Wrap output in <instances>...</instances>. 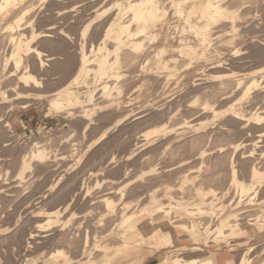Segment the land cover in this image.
I'll return each mask as SVG.
<instances>
[{
    "label": "bare ground",
    "instance_id": "bare-ground-1",
    "mask_svg": "<svg viewBox=\"0 0 264 264\" xmlns=\"http://www.w3.org/2000/svg\"><path fill=\"white\" fill-rule=\"evenodd\" d=\"M258 2H260V0H0V109H2V111H4L3 108L6 110V108H8V105L10 104L9 103L8 105H5L6 102H10V100L18 99L21 97L29 96L31 93H34L32 91L33 87L41 86V84H40L41 80L39 79L40 80L39 81L38 78L36 79V77H34L35 75L32 73L34 70L49 71L50 69L48 70L47 69L48 67L45 69V67H46L45 65L48 62H49V64L52 63L53 65H56L54 67L58 68V66L63 67V65H66V64L71 65V63L74 61V62H76L75 63L76 67H74L75 70L72 72L73 73L71 75L72 77L70 79L68 78L69 80L60 89H58L56 91L55 95H53L49 99V104H50V107L52 108L51 114L57 113V112L59 113L61 110H63L62 112H64V116L67 115L69 117L71 116V118L72 117H75V118L78 117L79 119H82L83 120V127H82L83 131H81L82 134H83V132H86V130L90 126V124L93 123L92 119L95 118V117H93V115L95 116V113L98 112L97 110H99L100 112L102 110H105L101 107L96 106V105H99V102L97 103L96 99L94 98L95 97V90L94 89H89L87 87L88 89L85 88L86 90L84 91V94L80 95L77 87L75 88L72 86V84L76 83L79 78H81V79L84 78L86 80V78H87L86 75L90 74L89 71L91 69H93V67H91V69H90V66H91V64H92V66L94 64V70L92 71L94 73H92V74H97V75L101 74L102 75L103 73H106V74H109L108 79H109V76H111V78L113 80L110 85L105 84L103 86V88L100 91L101 94L99 95V97H101L102 95L112 93V91H110V89L115 88L118 95L115 96L114 98H112L110 106L107 108L113 109V110H119V109H121L122 106L125 107L124 112L121 114V116H118L119 117L118 119L116 118L113 125L117 126V124H119V123L121 124V122H123V120L127 119V118H131L133 121L137 120V121L143 122V124L146 123V126L148 125V123L151 124V126L149 125L150 129L145 130L143 132H142V130H144V126L139 124L140 126H143V129L140 130L141 134H139L140 136L137 135V138L143 136V138H142V140H143L145 138H148L146 136H148L149 133L153 132L154 134L156 133L155 136L157 139L160 138V137L158 138L157 136H161V138L165 139V140L162 139L164 141V143L162 140L160 141V142H162L161 143L162 145L165 143H166L165 145H167V143H170V142H172V140H174L173 136L175 137L176 134L178 135L179 132L175 131V132H177L176 134L172 133V132L174 130H178L180 128V126H181L180 123L182 124V122H183V123H185L184 125L189 124V121L192 119V118L188 119L189 116L190 117H196L193 115H196V114L200 115L202 113H206L205 115L208 114L209 115L208 117L212 118V122L215 120H219L217 122H220V123H219V125L215 124L216 126H221L224 128L226 126H231L230 124H232V126H235L237 124L241 131L238 128H235L237 125L234 128L239 130L240 132H242L243 135L247 130L246 127L249 128V126H251V127L253 126L255 128L257 127L256 128L257 134H258L257 138L258 137H260V138L264 137V34L258 35L256 33L257 34L256 35L254 32H252V29H254V27H256V28H259V26H262L261 28L264 27V18L261 17L260 19H257L255 17V19L253 20L254 17L252 15L253 21L251 22L248 20L250 17H248V19L246 17L250 14L249 12H251V10L253 8H254V11L257 8H260L258 6L259 5ZM262 3H264V2L262 1ZM247 13H249V14L247 15ZM263 14H264V12H263ZM248 22H250V23H248ZM249 26H250V28H248ZM251 26H253V28ZM255 29H254V31H255ZM258 30H260V29H258ZM71 31H73L74 35L76 33V35L73 36ZM96 33H98V35ZM252 33L254 35H252ZM37 43H43L44 45L50 46L52 48L56 46L59 49L62 48L63 43L64 44H66V43L71 44L72 43L74 45H77L76 46L77 49L74 50L75 52H72L73 50L70 51L71 53L70 52L69 53L71 55L69 54L67 56H65V53L63 55L62 53L59 52L60 54H62V56H61L62 58L66 57V58L62 59L59 56L60 54L58 55V53L56 51L53 52L52 48H51L52 51H49V53L45 52V54H43L44 52L42 53V50L38 49ZM66 48H70V46L66 47ZM54 49H56V48H54ZM59 49H58V51H59ZM63 49L64 48H62L60 50H62V52H63ZM66 50H68V49H66ZM66 50L64 52H66ZM66 54H68V52H66ZM59 58H61V59L59 60ZM45 61H48V62H45ZM50 61H52V62H50ZM52 64H50V65L52 66ZM51 66H49V67H51ZM207 70L208 71L213 70L214 73L215 72L216 73L211 74L213 71H210L209 73H207ZM85 80H83V81H85ZM121 80H124V81H122V83H121ZM78 83H80V82H78ZM84 83L86 84V82H84ZM123 83H124V85H123ZM76 84L74 86L79 85V84L78 85H76ZM123 91H124L125 97H123V99H121V97H119V96L121 95V92H123ZM40 98H42V97H40ZM187 98H189V99H187ZM186 101L187 102L191 101V102H190V104L186 103V106H184V103ZM84 102H86V103H84ZM79 105H81L82 108L80 110H74ZM140 106H143L142 111H137V108H139ZM182 106L186 107V108H184V112H180ZM185 112H187V113H185ZM2 114L0 113V115H2ZM177 114L179 116L184 117V119L182 117H180V119L182 118L183 120L179 124H177V122H179V121H177V119H175ZM102 116H104V114H102ZM2 117H3V115H2ZM205 117H207V116H205ZM177 118H178V120H180L179 117H177ZM166 119H168V120L171 119V122H169L170 125H172L175 121H177L176 126L178 125L177 127H179V128L177 129V127H175L176 129H174L171 126L165 125V122L163 120L166 121ZM173 119H175V121ZM133 121L130 120V123L132 124ZM126 122H125V124H126ZM192 122H193V120H192ZM198 122H200V121L198 120ZM152 123L153 124L158 123L159 125H157V124L152 125ZM195 123H197V122H195ZM208 123L209 122H207V123L201 122L199 125H195V124L189 125L190 127L193 128V131H195V133L199 132L193 138L189 137V138H191L189 141V146L192 147V150L194 147L198 148L197 151L193 154V157H195L194 155H197V157L202 158L203 156H206L208 153V149H206L204 146H205V143L209 141L210 133H213V132H211L212 129L209 130L210 133L208 132V130H207L208 128L206 127ZM131 124H129V122H128V126L129 125L131 126ZM133 124H135V121L133 122ZM6 125L8 126V124H6ZM123 125H124V123H123ZM123 125H121V126H123ZM173 125L175 126V123ZM182 126H183V124H182ZM189 126H188V128H189ZM204 126L207 129L205 128L206 131L202 132L205 130V129H201ZM232 126L230 127V129L233 128ZM4 127H5V125H4ZM210 127H211V125L209 126V128ZM215 128L213 127V129H215ZM217 128H219V127H217ZM252 128H250V129H252ZM113 129H114V127H113ZM183 129H184V126H183ZM225 129H227V128H225ZM2 130H3V128H2ZM200 130H202V131H200ZM221 130H220V132H221ZM6 131H7V129H6ZM102 131H101L102 133H100L101 135L100 136L98 135L99 138H98V136H96L99 140L102 139L104 134L106 133V131H104V130H102ZM131 131L132 130H130V132ZM137 131H138V129H137ZM180 131H182V130H180ZM218 131H216V133L214 131V134H211V137L215 134L217 135ZM128 132H129V130H128ZM184 132L186 133V131H184ZM220 132H218V133H220ZM228 132H230V130ZM235 132H238V131H235ZM171 133L173 134V136L170 135ZM121 134H122V132L120 133V135ZM127 134H129V133H127ZM247 134H248V132H247ZM134 135H136V134H134ZM180 135H181V133H180ZM216 135H215V137H217ZM131 136H133V134ZM131 136H129L128 139H131L132 138ZM182 136L185 137L187 140V136L184 135V133H183V135H181V137ZM192 136H193V134H192ZM224 136H226V135H224ZM133 137H135V136H133ZM178 137H179V135H178ZM211 137H210V141L213 138V137L212 138ZM189 138H188V140H189ZM98 139H97V141H98ZM122 139H124V138H122ZM223 139H224V137H223ZM119 140L120 139H118V141L116 140V142H119ZM146 140H148V141H146ZM146 140H143V141H145L146 144L149 143L150 139L148 138ZM95 141H96V139H95ZM128 141H132V140H128ZM134 141H133V143L136 144L140 140L137 142H134ZM143 141L141 143L139 142L141 144V146H142ZM151 141H152V139H151ZM157 141L158 140H156V142ZM231 141H229L230 143H227V144H229V147H227V148H231L232 151H234V152L241 150L239 153L240 155H237L238 153H235V155L238 157L240 156V158L243 159L242 160L243 165L245 164L246 167L248 168V169H245L248 171V174L246 173L247 177L245 178V177L239 176V173H240L239 170L241 171V169H239L240 163L237 162V163H239V165L237 167L235 160H234V159H236V157H233L234 159L231 158V155H233L232 154L233 152L231 154H228V155H230V158H231V160L228 159L229 164L227 162H224V161L221 162V164L222 163L228 164L229 177L228 176H226V177L229 178V181L231 184H234L237 186V188L242 193V195H241L242 197H243V194L248 193V195H249V193H251V192L254 193V195L249 197V202H250L251 200H253L252 198L254 196H256L257 192H258V194L256 197H258L260 189L262 192V187L264 186V170L262 169V166H261V164L263 163L261 159L264 157V147L259 148L260 150H258V151H257L258 148L256 147V152H258V153H255L254 148H252L254 145L252 143L248 142L249 139L243 138L242 140L240 139V140H236V141L234 140L232 142ZM116 142H115V144H116ZM153 142H154V140L151 143H153ZM174 142H172V143H174ZM176 142L178 143V141H176ZM185 142H186L185 139H184V141L182 140L183 144ZM214 142L211 143V145L214 144ZM139 143H138V146H139ZM180 143L181 142H179L178 144H180ZM182 143H181V145H182ZM186 143L188 144V141ZM221 143H223V142H221ZM225 143H224V145H225ZM30 144H31V147L28 148V149H30L29 153L27 151L28 149L26 151L29 154L30 159L35 162V165L37 166V169L39 171L43 172L44 168L53 164V163L50 164V162H54V161L57 162V160H59L61 158L60 157L61 155L57 156V154H51V153H49L50 152L49 150H46V147L44 145V137L40 138L39 140H33ZM171 144L167 145L168 148H167V146L165 148H164V146H162L164 148L163 150L166 152H167V150L172 151L174 149V146ZM187 144H185V145L187 146ZM209 144H210V142H208V145ZM170 145L173 146V147H171L172 150H169ZM176 145L177 144H175V147H176ZM216 145L217 144H214V149H215ZM224 145L218 146L219 152H223L225 150L223 147L226 148V146H228V145H225V146ZM249 145H253V146L250 147ZM143 146H144V144H143ZM178 146L176 148L177 149L179 148V152L182 149H184V151L187 152L185 149L188 150V148L182 147L184 145L180 146L181 149ZM88 147H89V145H88ZM190 147H189V149H191ZM210 147H212V146H210ZM210 147L208 146L209 151H210ZM154 148H153V150H154ZM13 149H15V148H13ZM214 149H211V150L213 151ZM132 150H134V149L132 148ZM156 150H158V149H156ZM228 150L229 149L226 150L227 153H229ZM164 151H162V152L164 153ZM175 151L173 150V153L172 152H170V153L173 155V154H175L174 153ZM190 151L191 150H189V152ZM218 151H216V152H218ZM155 152L156 151L154 150V153ZM177 152H178V150H177ZM213 152H215V151H213ZM213 152H210V154H212ZM224 152H223V155L222 154L221 155L219 154V155H220V157H223L224 160H226L227 154L225 152V154H226L225 155ZM163 153L160 152V154H162V155H163ZM187 153H186V155H187ZM26 154L22 155V157H21L22 159L19 162V166H18L19 171L18 172L20 174L25 172L24 170L26 168H30V166L32 168V165H30V162L23 158V156H26ZM157 154H155V156ZM178 154L180 155V153H178ZM255 154H257V156H254ZM151 155H149V156H151ZM186 155H184V156H186ZM189 155H187V156L189 157ZM158 156H160V155L158 154ZM224 156L226 158H224ZM180 157H178V158H180ZM188 157H187V159L192 158V156L189 158ZM215 157H217V156L215 155ZM128 158L129 157H126V159H128ZM143 158H145V157H143ZM146 158H149V157H146ZM184 158H186V157H184ZM218 158H219V156L216 159H218ZM240 158H238V159L241 160ZM136 159H138V158H136ZM152 159H153V157H152ZM113 160H114V156H113V154H110V156L106 160V163H109V162L111 163ZM183 160H185V159H183ZM194 160H197V159H194ZM126 161H125V163H127ZM171 161H173V160H171ZM218 162L219 161H214L213 164L209 163L210 166L208 167L209 168V171H207L208 174L210 172V168L215 171ZM178 163L179 162H177V164ZM186 163H187V161H186ZM156 164H157V162H156ZM206 164H208V162ZM129 165H130V163H129ZM149 165H151V164H149ZM156 166H158V165H156ZM156 166L155 167L151 166L149 168V170L154 171ZM167 166H170V165H167ZM171 166H173V163ZM125 167H126V165L122 166V168H124V170H125ZM127 167L130 168V166H127ZM190 167H191V165H190ZM192 167H194V166H192ZM122 168L120 169L122 172L119 171L120 174H123V172H124ZM129 168H126V170L127 169L129 170ZM181 168H182V166H181ZM194 168H197V167H194ZM51 169H53V168H51ZM168 169H171V171L174 170L176 172V168L175 169L168 168ZM168 169H167V171H168ZM38 170H37V172H38ZM47 170L50 171V167ZM197 170H194V171H197ZM55 171H53V172H55ZM90 171H92V170H90ZM127 171H126V174H127ZM167 171L165 170V172H167ZM198 171L200 172L201 170L199 169ZM215 172L217 173V171H215ZM223 172H224V170H223ZM241 172H243L245 174L244 169ZM40 174H42V173L40 172ZM124 174H125V172H124ZM126 174H125V177H126ZM163 174H161V175H163ZM211 174H214V173H211ZM211 174L209 175V178H212L213 176L217 177V174L216 175L214 174L212 176H211ZM240 174H242V173H240ZM34 175H35V173H34ZM146 175H147V171H146ZM204 175L206 176V174H204ZM204 175H199V176L204 177ZM219 175H222V174L219 173ZM58 176H59V174H58ZM119 176H121V175H119ZM119 176H118V178H120ZM123 176H121V177H123ZM163 176L165 177V174ZM194 176L196 178L195 174H194ZM108 177H110V176H108ZM150 177H151V175H150ZM61 178L59 177L58 181L61 182V180H60ZM191 178H192V176H191ZM195 178H194V180L196 182ZM204 178H206V177H204ZM213 178L211 180H213ZM199 179H200V181L203 180L201 178H199ZM216 179H214V180H216ZM218 179H221V176ZM54 180L55 179H53V181ZM158 180H159V177H158ZM166 180L164 182H166ZM209 180H207L209 183L207 181H205L208 184H206V183L203 184L204 183L203 182L204 180H203L202 186H204V185L208 186L209 184H211L210 186L216 185V187H217V185L220 183V180H219V182L216 181L217 184H216V182H214L215 184H213L211 182V180L210 181ZM64 181H66V180H64ZM69 181L67 180L66 182L68 183ZM128 181L130 183L131 180L129 179ZM2 182H4V181H2ZM119 182L120 181H118V183ZM154 182L156 183V181H154ZM222 182L225 183L224 181H222ZM52 183H50V184L52 185ZM54 183H55V181H54ZM82 183H83V181H82ZM129 183L127 185H129ZM131 183H132V181H131ZM50 184H49V188H50ZM62 184H64V186L66 185V183H62ZM138 184H140V183H138ZM143 184H145V182ZM158 184H159V182H158ZM169 184L170 183L168 182V185ZM187 184H188V181H187ZM193 184H194V182H193ZM69 185H70V183H69ZM168 185L166 183V188H163V189H167ZM46 186H48V185H46ZM162 186H161V189H162ZM170 186H171V184L169 185V187ZM41 187L45 188L44 186H41ZM52 187L53 186H51V190L49 189L50 191L53 190L54 187L53 188ZM70 187L71 186H69V189H70ZM184 187L185 186H183V188ZM229 187L226 186L225 189L228 191ZM25 188H27V187H25ZM89 188H90V186H89ZM89 188L86 187L87 190ZM125 188L128 190V187H125ZM209 188H211V187H209ZM14 189L16 190V187ZM86 189H84V190H86ZM206 189H207V187H206ZM58 190L59 189H57V191ZM76 190H75V193L77 192ZM202 190H205V189L203 187H200V185L198 188L195 189L197 194L202 193ZM211 190H213V189H211ZM215 190L218 192V188H215ZM47 191H46V193H47ZM70 191H72V190L70 189ZM113 191H114V189H113ZM124 191L125 190L121 191L122 193H120V194L123 195ZM165 191L166 190H164V192ZM221 192H218V194ZM261 192H260V194H261ZM51 193H53V192H50L49 194H51ZM114 193H115V191H114ZM262 193L264 194V189H263ZM10 194H12V193H10ZM44 194H45V192L41 193V196L40 195H38V196H40L42 199L46 195V194L45 195ZM64 194H65V192H64ZM67 194H71V193L67 192L66 195ZM85 194H87V193L85 192ZM138 194H140V193H138ZM144 194H143V196H144ZM146 194H147V192H146ZM72 195H74V193ZM153 195L157 196L156 193H154ZM180 195L182 196L183 194H180ZM222 195H225V193L222 192L221 195L219 194L220 197ZM38 196H37V198L36 197L35 198L38 199ZM46 196L48 197V195H46ZM75 196H76V194H75ZM116 196H118V194H116ZM181 196H180V198H181ZM199 196H202V195H199ZM113 197H114V195H113ZM170 197H172V196H170ZM204 197H205V195H204ZM215 197H217V195ZM9 198L11 199V197H9ZM92 198H94V197H92ZM102 198H100V199H102ZM104 198L106 200L107 199L108 200L106 201V200L102 199V201L103 200L105 201V203H104L105 204V210L102 209L103 213L101 212V216H99V218L96 216L97 220L95 219V221H93L94 219L91 218L93 222L88 220V222L85 221V222H87L85 224H81V223L76 224L77 222L75 221L76 223H74V224H76V226H75V231H73V232L66 229V227L68 226L67 224H69L70 223L69 221H71V219L69 217L65 218V220H62L63 222H58V220L60 219L59 215H58V213H59L58 208H52L50 210L45 209L46 210L45 211L44 209H42V207L39 209L37 208L38 210L34 209L35 208L34 207L33 208L34 210L30 211V215L33 217L45 215L46 216L45 218L47 219V220L45 219V221L47 223L51 224L52 222L53 223L57 222L58 226L61 225L62 227L58 229L59 232H56V235L53 236L54 239H56L57 242H62V243L67 244L69 247L74 246V248H75L74 249L75 252H73L74 250L72 251L71 257H68L71 255V254L68 255L69 252L67 254H65L66 249H65V252H64V250L62 251V249L64 248V247L62 248V246H58V247H60V249H58V247H57V250L55 248V251L52 249L54 252V254L52 253L53 255L62 256V257L67 255L65 257L66 260L73 259L68 264H87L88 260H91V259H92L91 263H94V264H114L116 260L120 261V264H134V262L131 263V262L127 261V259H128V256L130 254L134 253L136 250H146V247H151V246L156 247L157 245H161V246H163V248H168V247H173L175 245H178L179 243H178L177 233L175 230L176 228L183 230L185 232V234H187L189 237H191V239H193L195 241V240H199L200 234L207 235V236L210 232H212L213 234H215V233L225 234V232H226L225 228L227 231H229V233H227V234H230L232 232L231 228H233L234 226H239L240 230H242L244 232L245 231L249 232V231H251L252 227L255 225V223L257 221L260 222V223H258V225H261L259 227H263V225H264V218L263 219H256L254 222H251L253 219L250 217L249 219H247V221H249L247 226L243 227V226H241V223L239 221H237V220H239V218H237V214H239V213L235 214L232 212L233 213L232 217L236 218L233 220L232 223H230L231 217L228 214L227 217L218 220L216 226L213 229H211V227H209L205 223L201 222V218L197 214H202L206 210H209L211 212L213 210L215 211L214 208H215L216 203L214 204V208L212 205H210V206L205 205L204 206V204H202V201L198 202V203H194L193 206H189L190 204L188 205L186 203H183V201H178L179 197L176 200L177 202L174 205L170 204V206L168 208H169V210L174 209L177 212L186 215V217H184V218L178 217V219L175 218L172 220L171 216L166 217V215L168 213H170L171 210L170 211H164L165 209L163 208L161 203L158 201V199L156 200V198L151 197L149 203L144 204L145 206H142L139 216H135L134 215L135 212H133V210H131L132 211L131 213H124V212L121 213L119 209L123 206V204L120 202V204L122 206H120V208L118 209L119 210L118 212L121 213L122 220H119V221L122 222L126 226L127 231L130 230L131 234H128L127 231L115 234L114 233L115 231L113 230V226L111 228L109 221L104 220L105 221V222L103 221L104 223L101 221L104 218H107V216L109 217L111 215V213L116 209V208L114 209L115 203L113 200H109V197L108 198L104 197ZM121 198L125 199L124 196H122ZM145 198L147 199V197H145ZM226 198H228V197H226ZM229 198L227 200H229ZM244 198L247 199V197H244ZM12 199H13V196H12ZM45 199L46 200L43 199L44 202L45 201L47 202V200L49 198L48 199L45 198ZM55 199H56V197H55ZM72 199L71 198L68 200L66 199L67 201L65 200L64 201L65 203H62L60 200L58 202H60L59 204H61V203L64 204L63 208L66 209L67 207H69L68 205H71ZM141 199H140V201L142 202L143 199L142 200ZM246 199H244V201ZM9 200H7V201H9ZM114 200H115V198H114ZM223 200H224V203H223V201H220L221 202L220 204L226 203L225 199H223ZM258 200H260L258 202H260L262 204L264 203V197H261V199L258 197ZM50 201H52V200H50ZM91 201H93V199ZM73 202H74V200H73ZM99 202H101V201L99 200ZM115 202H116V200H115ZM141 202H139V203H141ZM169 202H171V201L169 200ZM229 202H231V200ZM239 202H240V200L236 203V206L238 205ZM253 202L254 201H252V203ZM49 203L50 202H48V204ZM243 203L244 202H242V204ZM260 203H258V204H260ZM134 204H137V203H134ZM233 204H234V201H233ZM242 204L240 203V205H242ZM90 205H92V204H90ZM137 205L139 206L140 204H137ZM225 205L227 206V204H225ZM40 206H42V205H40ZM219 206H220V208L222 207L221 205H219ZM224 206L222 208H224ZM242 206H244V205H242ZM152 207H158L159 209H162L163 210L162 215H160L159 213H157V215H159L158 217H155L156 214H155V216H154V214L152 215L151 214V208ZM227 207H229V206H227ZM220 208L218 207L216 209L220 210ZM222 208H221V210L224 211V209H222ZM234 208H235V206H234ZM246 208H248V207H246ZM129 209H131V208H129ZM225 209H227V208L225 207ZM258 209L259 208L255 209V210H257V213H258ZM2 210H4V209H2ZM219 210L217 212L220 213L221 210L220 211ZM232 210H233V208H232ZM250 210H248V211H250ZM262 210H263V208H262ZM128 211H130V210H128ZM222 211H221V214L223 213ZM227 211H228V209H227ZM227 211L225 213H227ZM259 211H260V209H259ZM261 212H263V211H260V213ZM117 213H115L114 215H117ZM120 213H119V215H120ZM245 213H246V211H245ZM70 214H74V213H70ZM99 215H100V213H99ZM258 215H259V213H258ZM117 216H116V219H117ZM260 216H261V214H260ZM53 218H54V220H52ZM181 218H183V219H181ZM18 219L19 218H17L15 220V223L18 222L17 221ZM110 219L112 220V217ZM26 220L23 221V223L27 222ZM41 220H43V219H41ZM72 221H74V219ZM114 221H117V220L114 219ZM203 221H204V219H203ZM18 223H16L17 226H19ZM114 223L116 224V222H114ZM118 223L116 224V226L118 225ZM17 226H16V228H17ZM1 227H4V226H1ZM98 227H100V228H98ZM114 228H115V226H114ZM17 231H18V229H17ZM34 231L32 230V231H29L27 233V237L25 240L26 244H27V245H25L26 249L28 246L31 247V244H33V240H34L32 238H34V236H37V234ZM14 232H16V230ZM14 236H16V235H13V238H14ZM28 239H32L31 244H29L30 241ZM210 241L211 240L204 239L203 243L206 244L204 246H209V245H207L208 244L207 242H210ZM193 246L195 249H198V247H199L198 245H193ZM255 247L249 246L242 253L240 251L239 252L240 257H239L238 261H236L237 263H235V264H249L250 260H251L250 257L252 256V254L250 257H246V254H247V252H249V254H250V252ZM233 248H235V247H233ZM229 250L233 251V249L231 247L229 248ZM252 252H254V250ZM201 254H202V252H201ZM204 254H208V256L205 258H200L199 255L189 257V258L178 257L177 264H218L217 263L218 262L217 256L214 252L211 251V252H206ZM249 254H248V256H249ZM26 256H28V255H25V257ZM46 256H48V255L46 254L45 257ZM51 256L52 255L50 254V257ZM52 259H56V258H52ZM58 259L60 260V258H58ZM23 261L24 260H22V264H23ZM65 263H67V262H65ZM164 264H168V261L165 260ZM228 264H230V263H228Z\"/></svg>",
    "mask_w": 264,
    "mask_h": 264
},
{
    "label": "rangeland",
    "instance_id": "rangeland-1",
    "mask_svg": "<svg viewBox=\"0 0 264 264\" xmlns=\"http://www.w3.org/2000/svg\"><path fill=\"white\" fill-rule=\"evenodd\" d=\"M262 1L264 2V0H260V2H258L259 3L258 6L260 8H257L255 11H254V8H253L251 10L252 13L251 12H249L250 14L247 13V15L248 14L249 15L246 16V17H247V19H248V17H250L248 19L249 21L252 22L255 19V17L257 19H260L261 17L264 18V16H263L264 15L263 14V12H264V5L263 4L264 3H262ZM252 15L254 17L253 20H252ZM248 23H250V22H248ZM251 27L253 28V26H251ZM261 27L262 26H259V28L254 27V29L256 28L257 30L260 29V30H258L260 33L256 29H255V31H254V29H252V32H254L255 34L257 33L258 35L259 34L263 35L264 34V29H263L264 27L263 28H261ZM248 28H250V26ZM71 33H72L73 36L76 35V33H75V35L73 34V31H71ZM96 34L98 35V33H96ZM252 35H254V34L252 33ZM63 44H62V48H64L63 52H62V50H60L62 48L59 49L56 46L52 48L50 46L44 45L43 43H37V47H38V49L42 50V53L44 52L43 54H45V52L49 53V51H52V49H53V52L56 51L58 53V55L60 53H62L64 55V53H65V56L69 55L71 53L70 51L73 50L72 52H75L74 50L77 49V47H76L77 45H74L72 43L71 44L70 43H68V44L66 43L64 45ZM69 46H70V48H66V47H69ZM54 48H56V49L58 48L59 51H58V49L56 50ZM66 49H68L69 51L66 50ZM65 50H66V52H68V54H66V52H64ZM62 54H60L59 56L61 57ZM61 58H59V60ZM64 58H66V57H63L62 59H64ZM45 62H48V61H45ZM50 62H52V61H50ZM75 63L76 62L73 61L71 63V65L66 64V65H63V67L62 66H60V67L58 66V68H55L54 66H56V65H53L52 63H50V64H52V66H51L49 64V62H48L45 65L46 66L45 69L47 67H48L47 68L48 70L52 69L51 71L49 70L50 72L49 71H45V70H34L32 73L35 75L34 77H36V79L38 78V80L39 79L41 80V81L39 80L41 86L33 87L32 91L34 93H31L29 96L21 97V98H18V99L10 100V102H6L5 105H8L10 103L8 105V108L5 107L6 110L4 108H3L4 111H2V109H0V113L1 114L3 113L2 114L3 117H2V115H0V126L3 128V130H2V128L0 127V191H1L0 192V199H1L0 200V231H1L0 232V264H22V260H24L23 264H25V263L26 264H35V263L36 264H42V263L43 264H68L70 261L73 260V259L66 260L65 257L67 255H65L64 257L53 255L54 254L53 250L55 251V248L57 250L58 246H62V248L64 247L63 249L61 248L62 251L64 250V252H65V249H66V253L65 254H67L69 252L68 255L69 254H71V255L68 256V257H71L72 256V251L75 248H74V246L69 247L65 243L57 242L56 239H54L53 236H55L56 232H59L58 229L62 227L61 225L58 226L57 222H54V223L52 222L51 224L47 223L45 221V219H46L45 215L34 216V217L30 215V211H32L34 209L38 210L41 207L44 210L45 209L46 210H50L52 208H58V211H59L58 215H59V218L61 219V220L59 219L58 222H63L62 220H65V218L69 217L71 219V221H69L70 225L67 224L68 226L66 227V229L71 231V232L75 231L76 224H78V223L85 224V223L88 222V220L93 222V221H95V219L97 220V217L99 218V216H101L102 209L105 210V204H104L105 201L104 200H106V199L104 197H106V198L109 197V200H113L114 203H115L114 204V209L115 208L116 209L111 213L112 216L111 215L109 217L107 216L108 219L104 218L101 221L102 222L104 220L109 221V223L111 225V228L113 226V230L115 231L114 232L115 234L127 231L126 230V226L122 222L119 221V220H122L121 213L122 212L131 213L132 212L131 210H133V212H135L134 215L135 216H139L142 206H145L144 204L149 203L151 197L156 198V200L158 199V201L161 203V205L165 209L164 211H170L171 210V212L168 213L166 215V217H170L171 216L172 220L175 219V218L178 219V217H183V218L186 217V215H184L182 213H179V212H177L174 209H170L169 210V208H168L170 206V204L174 205L177 202L176 200L178 199V197L180 199V200L178 199V201H183V203H186L188 205L190 204L189 206H193L194 203H198V202L202 201V204H204V206L205 205L206 206L207 205L208 206L212 205L213 208H214V204L216 203L215 204V208H214L216 212L219 210V209H216V208H218V207L220 208L219 205H221L223 207L225 204H227V206H229V207H227L226 205L224 206V208L221 207L222 209H224V211H222L221 208H220V210L223 212L222 214H221L220 210H219L220 213L219 212L216 213L214 210L212 212L209 211V210H206L202 214H197L201 218V222H203L206 225H208L209 227H211V229H213L216 226L218 220L227 217L228 214L231 217L230 218L231 219L230 223H232L233 220L236 219L235 217H232L233 213H235V214L239 213V214H237V218H239V220H237V221H239L241 223V226H243V227L247 226V224L249 223V221H247V219H249L250 217L253 219L251 222H254L256 219H263L264 218V205H263L264 203L262 204V203L258 202V201H260V200H258V197L260 199H261V197H264V194L262 193L263 189H264V186L262 187V192H261V189H260L258 197H256L257 194H258V192H257L256 196H254L252 198L253 200H251L250 202L251 203H252V201H254V202L251 204L249 202V197L254 195V193L253 192H251L252 194L249 193L250 196L248 195V193L247 194H243V197H242L241 196L242 193L237 188V186L234 185V184H231L230 181H229V178L226 177V176L229 177L228 164H229V160H231V158L234 159L233 157H236V159H234V160H235V163H236L237 167H238V165L240 163V167L241 168L239 167V169H241V171H243V169H244V172H245V174H244L243 172H241L239 170V172L242 173V174L239 173V176L240 177L242 176V177H245V178L247 177L248 171L245 170V169H248V168L246 167L245 164L243 165V161H242L243 159H241L240 156L238 157V156L235 155V153H238L237 155H240L239 153H240L241 150L240 151L238 150L237 152L236 151L234 152V151H232L231 148H227V147H229V144H227V143H230L229 141H231V140L232 141H234V140L236 141V140H240V139L242 140L243 138L244 139H249L248 142H250V143H252L254 145V146L253 145H249V146L250 147L253 146L252 148H254L255 153H258V152H256V147L258 148L257 151L260 150L259 148H263L264 147V142H263L264 141V137H261V138L258 137L257 138V136H258L257 129H256L257 127L256 128L253 127V126H252L253 128L251 126H249V128L246 127L247 130L245 129L246 132L243 135L242 132H240L241 130L239 129V126L237 124L236 125L238 127L236 125H235L236 127L232 126V124H230V125L233 128L234 127L238 128L240 131L235 129V128H234L235 130L233 128L230 129L231 126H226L224 128L221 127V126H216V125H219L220 122H217L219 120H215V121H213L214 122L213 123L212 122V118H209L208 114L205 115L206 113H202L200 115L199 114L193 115V116H196V117H190L189 116L190 118L188 117V119L192 118L189 121V124L184 125L185 123L182 122V124L184 126V129H185L184 130L182 124L180 123L184 119V117L179 116L177 114L175 119H177V121H179V122H177V121H175V119H173L175 121L174 122L175 126L173 125L174 123L172 124L173 126L169 124V122H171V119L170 120L166 119V121L165 120H163V121L165 122V125L171 126L174 129H176L175 127L178 126V125L176 126V122H177V124L180 123V125L182 127L179 125L180 128L177 127V129L178 128L179 129L178 130H174L172 132V133H175V134L177 132H179L178 133L179 137H178L177 134H176L175 137L173 136L172 133L170 135L173 136L174 140H172V142L175 141L174 143L177 144L176 147L178 145H179L178 147L184 145L182 147L183 148H188V150L185 149L188 153L185 152L184 149H182L184 152L182 150H180V152H179V148L177 149L175 147V144L170 142V143H167V145L172 143L171 145L174 146L173 150L174 151L176 150L174 152L176 155L175 154L172 155L170 152L173 153V150L171 148L173 146H171V145L169 146V150H172V151H168V150H167V152L164 151L163 149L167 145H165L166 143L163 144V145L161 144L162 142H160V141L163 138H161V136H157L158 138L160 137L159 138L160 140L157 139L156 136H155L156 133L154 134L152 132V133H149L148 136H146V137H148L150 139V141H151V139H152V141L154 140L153 143H151L152 141L151 142L149 141V143L146 144V142L143 141V140H146L148 138H145V139L142 140L143 136L137 138V135L140 136L139 135V134H141L140 130L143 129V126H144V130H142V132L145 131V130L150 129V126H151L150 123H148V125L146 126L145 122H144L145 124H143V122L134 120L135 124H133L134 121L131 118H127V119H124L125 121L123 120V122H121V124L119 123V124H117V126L113 125V123L116 120V118L118 119L119 118L118 116H121V114L124 112L125 107L122 106L121 109H119V110H113V109L107 108V107L110 106L112 98L117 96L118 93L116 92L115 88H112V89H110V91H112V93L106 94V95H102L101 97H99V95L101 94L100 91L103 88V86L105 84L106 85H110L113 80H112L111 76H109V79H108V75L109 74H106V73H103L102 75L101 74H98V75L97 74H92V73H94V72H92L94 70V64H93V66L91 64L90 69H91V67H93V69H91L89 71L90 74L86 75V77H87V78L85 77L86 80L84 78L83 79L79 78L77 82L75 81L77 84L74 83V84H72V86L75 87V88L77 87L78 92H79L80 95H83L84 91L86 89H88V88L89 89H94L95 90V97L94 98L96 99L97 103L99 102V105H96V106L97 107H101V108H103L105 110H102L101 112L99 110H97L98 112L95 113V116L93 115V117H95V118L92 119L93 123L90 124V126L87 128L86 132H83V134H82V132H81V131H83V128H82L83 127V120L82 119H79L78 117H76V118L72 117L71 118V116L69 117L67 115L64 116V112H62L63 110H61L59 113L57 112V113H52L51 114L52 108L50 107V104H49V99L53 95H55L56 91L58 89H60L72 77L71 76L73 74L72 72L75 70L74 67H76ZM49 66H51V67H49ZM210 71H213V70H209V71L207 70V73H209ZM215 73L213 71L211 74H215ZM83 80H85V81H83ZM122 81H124V80H121V83H122ZM78 82H80V83H78ZM84 82H86V84ZM75 84L76 85L79 84V85L78 86H74ZM123 85H124V83H123ZM40 97H42V98H40ZM119 97H121V99H123V97H125L124 91L121 92V95ZM187 99H189V98H187ZM188 102L186 101L184 103V106H186V103L190 104L191 101H188ZM84 103H86V102H84ZM81 108H82V106L79 105L74 110H80ZM182 108H181L180 112H184V108H186V107L182 106ZM142 109H143V106H140L139 108H137V111H142ZM185 113H187V112H185ZM102 114H104V116H102ZM205 116H207V117H205ZM177 117H179V119H180V117H182L183 119L181 118L180 120H178ZM130 120L133 121L132 124L130 123ZM192 120H193V122H192ZM198 120L200 122H198ZM194 121L197 122L198 124L195 123ZM125 122H126V124H125ZM128 122H129V124H131V126L130 125L128 126ZM201 122H205V123L209 122L207 124V126H206L208 129L205 126L203 128H201V129H205L206 128L209 133H210L209 130L212 129L213 131L211 130V132H213V133H210V137H211V134H214V131L216 133V131H218L219 129L220 130L222 129L221 132H220V130L218 131L221 134L218 133V132H217V135L215 134L217 137H215V135L212 136L213 138L211 137L212 138L211 141H210V137H209V141L208 142H210V144L208 145V142H206L205 146H204L206 149H208V153L206 152L207 155L203 156L202 158L201 157H197V155H194L195 157H193V154L197 151L198 148L194 147L193 150H192V147L189 146L190 139L193 138L197 133H199V132L195 133V131H193V128L190 127L189 125H191V124L199 125ZM123 123H124V125H123ZM6 124H8V126ZM139 124L143 125V126H140ZM156 124L159 125L158 123H156ZM156 124L152 123V125H156ZM4 125H5L6 128L4 127ZM121 125H123L124 127L121 126ZM210 125H211V127L209 128ZM188 126H189V128H188ZM113 127H114V129H113ZM213 127L214 128L216 127V128L213 129ZM217 127H219V128H217ZM225 128H227V129H225ZM250 128H252V129H250ZM6 129H7V131H6ZM137 129H138V131H137ZM206 129L204 131H202V130H200V131L205 132ZM228 129L230 130V132H228L229 131ZM102 130L106 131V133L104 134L105 137L103 136V138L99 140L98 138L101 135L100 133L103 132ZM128 130H129V132H128ZM130 130H132V131L130 132ZM180 130H182V131H180ZM183 130L186 131V133ZM175 131H177V132H175ZM233 131L234 132L238 131V132L234 133ZM121 132H122V134L120 135ZM247 132H248V134H247ZM127 133H129V134H127ZM180 133H181V135H183V133H184V135L187 136V140H186L185 137H183V136L181 137ZM130 134L131 135L133 134V136H135L136 138L131 136ZM134 134H136V135H134ZM192 134H193V136H192ZM224 135H226V136H224ZM96 136H98V138ZM129 136H131L132 138L128 139ZM42 137H44V145L46 147V150L50 151L49 153L57 154V156L61 155L60 156L61 158L59 160H57V162L56 161L50 162V164H52V163L53 164L43 169L44 173L37 169V166L35 165V162L30 159L29 154H28L29 150H30L28 148L31 147L30 143L33 140H39ZM189 137H191V138H189ZM223 137H224L225 140L223 139ZM117 138L120 139L119 142H116V140L118 141ZM122 138H124V139H122ZM183 138L185 139L186 142L188 141V144L186 142L184 144L182 143V140L184 141ZM188 138H189V140H188ZM95 139H96V141H95ZM97 139H98V141H97ZM128 140H132V141H128ZM156 140H158V141L156 142ZM163 140H165V139H163ZM133 141L134 142L139 141L140 143L143 141L142 146H141V144L139 142H138L139 143V146H138V143L135 144V143H133ZM146 141H148V140H146ZM176 141H178V143L181 142L182 145H181V143L178 144ZM115 142H116V144H115ZM213 142H214V144H217L215 146V149H214V144L211 145V143H213ZM221 142H223V143H221ZM163 143H164V141H163ZM224 143H225V145H228V146H226V148L223 147L225 149L224 151L227 154L226 155L225 152L223 151L224 154L227 156L226 160H224L223 157H220L221 154L223 155V152H219L218 151V148H219L218 146L219 145H224ZM87 144L89 145V147H88ZM128 144L129 145L131 144L132 146L131 145L129 146ZM143 144H144V146H143ZM185 144H187V146ZM160 146L161 147L164 146V148L163 147L161 148ZM188 146L191 149H189ZM208 146L209 147L212 146V147H210V151H209ZM13 148H15V149H13ZM132 148L134 150H132ZM153 148L160 156H158V154L156 152L154 153ZM167 148H168V146H167ZM156 149H158V150H156ZM180 149H181V147H180ZM211 149H214L213 151H215V152H213ZM227 149H229L228 150L229 153H227V151H226ZM26 150L28 151V153H27ZM177 150H178V152H177ZM189 150H191L192 152L191 151L189 152ZM162 151H164V153ZM216 151H218V152H216ZM160 152L163 153L164 156L162 154H160ZM210 152H213V153L210 154ZM178 153H180V155ZM186 153H187V155L190 154L193 159L189 158L191 156L189 155V157H188L186 155ZM231 153L233 155H231V158H230V155H228V154H231ZM24 154H26V156H23V158L30 162V165H32V168L30 166V168H26L24 170L25 172L20 174L18 172L19 171V167L18 166H19L20 160L22 159L21 157ZM110 154H113V156H114V160L113 161L114 162L112 161L111 163L110 162L106 163V160L108 159ZM155 154H157V155L155 156ZM149 155H151L153 157V159ZM184 155H186V156H184ZM215 155L217 157L219 156V158L216 159L217 157H215ZM254 156H257V154H255ZM126 157H129L130 159L129 158L126 159ZM143 157H145V158L149 157V158L145 159ZM178 157H180L182 160L180 158H178ZM184 157H186V158H184ZM187 157L189 159H187ZM136 158H138V159H136ZM224 158H226V157L224 156ZM238 158H240L241 160H239ZM183 159H185V160H183ZM194 159H197V160H194ZM171 160H173V161H171ZM261 160L263 162L262 164L264 165V157ZM125 161L128 164L125 163ZM186 161H187V163H186ZM214 161H219L217 166H216V169H215V171H217V173L210 168V172L208 174L207 171H209V168H208L210 166L209 163L213 164ZM223 161L227 162L228 164L227 163H226L227 165L225 163L221 164V162H223ZM156 162H157V164H156ZM177 162H179V163L177 164ZM207 162H208V164H206ZM237 162H239V163H237ZM129 163H130V165H129ZM172 163H173V166H171ZM149 164H151V165H149ZM199 164L200 165L202 164V165L200 166ZM262 164H261V166H262V169L264 170V168H263L264 166ZM125 165H126V167H125V170H124V168H122V166H125ZM156 165H158V166H156ZM167 165H170V166H167ZM190 165H191V167L194 166V167H197V168H194V167L191 168ZM127 166H130V168L127 167ZM151 166H154V167L156 166V168H155L156 171L155 170L154 171L149 170V168ZM181 166H182V168H181ZM49 167H50V171L47 170V169H49ZM51 168H53V169H51ZM121 168L123 169L125 174H126V171L128 170V169L126 170V168H129V170L127 171L128 175L126 174V177H125L124 172H123V174L119 173V171L122 172L120 170ZM168 168H173V169L176 168V172L174 170H172L173 171L172 172L171 169H168ZM167 169H168V171H167ZM197 169L198 170L200 169L201 173ZM37 170H38V172H37ZM90 170H92V171H90ZM165 170L167 172H165ZM194 170H197V171H194ZM223 170H224V172H223ZM53 171H55V172H53ZM146 171H147V175H146ZM161 171L165 174V177L163 176L164 174ZM40 172L42 174H40ZM34 173H35L36 176L34 175ZM211 173H214L215 175L217 174V177H215V176H213L214 178L212 177L213 180H211L212 178H209V175ZM219 173L222 174V175H219ZM58 174H59V176H58ZM161 174H163V175H161ZM194 174L196 175V178H195ZM204 174H206V176ZM214 174H211V176L214 175ZM119 175H121V176L124 175V176L121 177ZM150 175H151V177H150ZM199 175H204V177H206V178H204L203 176L200 177ZM108 176H110V177H108ZM118 176L120 178H118ZM191 176H192V178H191ZM220 176H221V179H218V178H220ZM59 177L63 178V179L62 178L60 179L61 182L58 181ZM158 177H159V180H158ZM194 178L196 179V182H195ZM199 178L203 179L204 181L203 180L200 181ZM53 179H55L54 180L55 183H54ZM120 179L121 180L123 179V180L121 181ZM127 179L128 180L130 179L132 181V183H131V181L129 183V181ZM209 179L211 180V182L213 184H215L214 182H216V181L219 182V180H220V183H219L220 185L218 184L217 187H216V185L215 186L213 185L214 187L210 186L211 184H209L208 186L207 185L202 186L203 182H204L203 184H205V183L208 184L209 182L207 180H209ZM214 179H216V180H214ZM64 180H66V181L70 180V181L67 183ZM165 180H166V182H164ZM2 181H4V182H2ZM82 181H83V183H82ZM118 181H120V182L118 183ZM154 181H156V183ZM187 181H188V184H187ZM205 181H207L208 183L205 182ZM222 181H224L226 184L223 183ZM137 182L140 183V184H138ZM144 182H145V184H143ZM158 182H159V184H158ZM168 182L171 184L170 187H169L170 184L168 185ZM193 182H194V184L195 183L196 184L194 185ZM217 182H216V184H217ZM50 183H52V185ZM62 183H66V185H65L66 187ZM69 183H70V185H69ZM128 183H129V185H127ZM166 183H167L168 187H167V189H163V188H166ZM49 184H50V188H49ZM46 185H48V186H46ZM182 185L185 186V187L183 188ZM199 185H200V187H203L205 190H202V193H198L197 194L195 189L198 188ZM41 186H44L45 188H43ZM51 186L54 187V188L52 187L53 188L52 191H50L51 190ZM69 186H71L70 189L73 192L70 191ZM89 186H90V188H89ZM161 186H162V189H161ZM226 186L227 187L230 186L228 188V191L225 189ZM15 187H16V190L14 189ZM25 187H27V188H25ZM86 187H88L89 189L87 190ZM125 187H128V190ZM206 187H207V189H206ZM209 187H211V188H209ZM73 188L75 190L77 189L76 193H75V190ZM215 188H218V192H221L223 190L222 192H224L225 195H222L220 197L219 194L221 195L222 192L218 194V192L216 191L217 189L215 190ZM57 189H59V190L57 191ZM84 189H86L87 191L84 190ZM113 189H114L115 193H114ZM211 189H213L214 191L211 190ZM45 190L46 191L48 190L47 193L49 191L53 192V193L49 194L50 193L49 192L47 194ZM123 190H125L124 194L121 195L120 193H122L121 191H123ZM164 190H166L165 191L166 193L164 192ZM44 192H45L46 195H48V197L44 194L46 197L44 196V198L41 199V197H40L41 193H44ZM64 192H65V194H64ZM67 192L71 193V194H67L66 195ZM85 192L87 194H85ZM146 192H147V194H146ZM260 192H261V194L263 196L260 194ZM10 193H12V194H10ZM73 193H74V195H72ZM138 193H140V194H138ZM154 193H156L157 196L153 195ZM75 194H76V196H75ZM116 194H118V196L120 198L118 196H116ZM143 194H144V196H143ZM180 194H183V195L181 196ZM38 195H40V196H38ZM113 195H114V197H113ZM169 195L172 196V197H170ZM199 195H202V196H199ZM204 195H205V197H204ZM214 195L215 196L217 195V197H215ZM8 196L11 197V199ZM12 196H13V199H12ZM37 196H38V199H36ZM122 196H124L125 199L121 198ZM180 196H181V198H180ZM55 197H56V199H55ZM92 197H94V198H92ZM145 197H147V199ZM226 197H228V198L230 197L229 200H227L228 198H226ZM244 197H247V199L244 198ZM45 198H47V199L49 198L47 200V202L46 201L44 202V200H46ZM65 198L67 200L70 199V198L71 199L73 198L72 201H71V205H68L69 207H67L66 209L63 208L64 204H62V203H65L64 202L66 200ZM100 198H102L104 200L102 201V199H100ZM114 198H115L117 203L115 202ZM6 199L7 200L10 199V200L7 201ZM92 199H93V201H91ZM98 199L102 203L99 202ZM140 199L142 200V202L140 201ZM223 199H225V202H226L225 204H223L224 203ZM244 199H246V200L244 201ZM50 200H52V201H50ZM59 200L62 202L61 204H59L60 203V202H58ZM73 200H74V202H73ZM169 200L171 202H169ZM230 200H231V202H229ZM239 200H240V202L238 203V205H237L238 207H237L236 203ZM206 201L207 202L209 201L208 202L209 204ZM220 201H223V203H222L223 205L220 204L221 203ZM233 201H234V204H233ZM48 202H50V203L48 204ZM120 202L123 204V206L120 204ZM139 202H141V203H139ZM242 202H244V203L242 204ZM134 203H137V204H140V205L138 206L137 204H134ZM240 203L242 205H244V206L240 205ZM258 203H260V204H258ZM90 204H92V205H90ZM40 205H42V206H40ZM120 206H122V207L120 208ZM230 206L233 208L234 211L232 210V208ZM234 206H235L236 209L234 208ZM225 207L228 209V211H227V209H225ZM246 207H248V208H246ZM129 208H131V209H129ZM257 208H259L260 211H263V212L260 213V211L258 209L259 215L257 213V210H255ZM262 208H263V210H262ZM2 209H4V210H2ZM118 209L120 210L121 213L118 212L119 211ZM128 210H130V211H128ZM248 210H250V211H248ZM226 211H227V213H225ZM245 211H246V213H245ZM70 213H74V214H70ZM99 213H100V215H99ZM115 213H117V215L119 217L117 215H114ZM119 213H120V215H119ZM157 213L162 215L163 210L159 209L158 207H152L151 208V214L152 215L154 214V216L156 214L155 217H158L159 215H157ZM215 214L216 215L218 214V215L216 216ZM260 214H261V216H260ZM116 216H117V219H116ZM111 217H112V220L110 219ZM17 218H19L17 220L19 223L18 222H16V223H18L19 226H17V224L15 223V220ZM91 218H93L94 220L92 221ZM113 218L115 220H117V221H114ZM183 218H181V219H183ZM41 219H43V220H41ZM73 219H74V221H72ZM203 219H204V221H203ZM25 220L27 222L23 223V221H25ZM52 220H54V218ZM85 221H87V222H85ZM113 221L116 222V224L119 222L118 225L116 226V224ZM74 223H76V224H74ZM258 223H260V222L257 221L255 223V225L252 227L251 231H249V232H247V231L244 232V231L240 230L239 226H234L233 228H231L232 232L230 234H227V233H229V231H227L226 228H225V231H226L225 234H217V233L213 234L212 232H210L208 234V236L210 235L209 237L207 235L200 234L199 240H195V241L193 239H191V237H189L187 234H185V232L183 230L176 228L175 230H176L177 237H178V243H179L178 245H175L173 247H168V248H163V246L157 245L156 247L155 246L146 247V250H136L134 253H132V254H130L128 256L127 261H129L131 263L134 262V264H164V261L167 260L168 264H177L178 257L189 258V257H193V256H198L199 255L200 258H205V257L208 256V254H204V253L212 251L217 256V261H218L217 263L218 264H228V263L235 264V263H237L236 261H238V259L240 257V254H239L240 251L242 253L249 246H252V247L256 246L253 249L254 252H252L253 251L252 250L250 252V254H249V252H247V254H246V257H250L251 254H252V256L250 257L251 260H250L249 264H264V251H263L264 250L263 249L264 248V246H263L264 245V225H263V227H259L261 225H258ZM1 226H4V227H1ZM16 226H17V228H16ZM114 226H115V228H114ZM100 227H98V228H100ZM14 229L16 230V232H14L15 231ZM17 229H18V231H17ZM32 230L33 231L35 230L34 232L37 234V236H34V238H32V239H34L33 240V244H31V240L32 239H28L30 241L29 244H31V247L28 246L27 249H26L25 245H27V244H26L25 240H26V237H27V233L29 231H32ZM127 233L131 234L130 230L127 231ZM13 235H16V236H14V238H13ZM204 239L211 240L210 242H207L208 243L207 245H209V246H204V245H206V244L203 243ZM193 245H198L199 246L198 249H195ZM230 247L233 249V251L235 253L232 250H229ZM233 247H235V248H233ZM58 249H60V247H58ZM73 252H75V250ZM201 252H202V254H201ZM46 254L48 256L45 257ZM50 254L52 255L51 257H50ZM248 254H249V256H248ZM25 255H28V256L25 257ZM52 258H56V259H52ZM58 258H60V260ZM65 262H67V263H65ZM91 262H92V259L88 260L87 264L88 263L89 264H94V263H91ZM114 264H120V261L116 260Z\"/></svg>",
    "mask_w": 264,
    "mask_h": 264
}]
</instances>
